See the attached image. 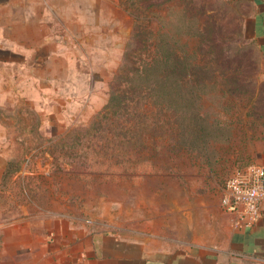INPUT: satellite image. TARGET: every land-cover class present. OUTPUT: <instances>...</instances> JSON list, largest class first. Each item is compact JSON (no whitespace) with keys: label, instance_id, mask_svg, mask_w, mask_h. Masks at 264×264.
<instances>
[{"label":"rangeland","instance_id":"1","mask_svg":"<svg viewBox=\"0 0 264 264\" xmlns=\"http://www.w3.org/2000/svg\"><path fill=\"white\" fill-rule=\"evenodd\" d=\"M79 1L88 34L54 22L36 57L0 69V264H90L114 242L186 249L219 227L229 177L264 165V0ZM153 59L159 93L136 96ZM114 95L160 122L144 158L132 149L124 177L70 173L64 145L104 127Z\"/></svg>","mask_w":264,"mask_h":264},{"label":"crops","instance_id":"2","mask_svg":"<svg viewBox=\"0 0 264 264\" xmlns=\"http://www.w3.org/2000/svg\"><path fill=\"white\" fill-rule=\"evenodd\" d=\"M79 2L0 0V69L21 65L26 58L36 57L38 45L46 46L45 42L51 39L49 29L54 22L64 28L67 37L78 40L88 34L85 15L74 10ZM262 3L256 36L264 50ZM89 12L93 14L94 8ZM24 50H28L27 55L22 53ZM261 206V217L250 227L239 225L237 217L224 210L219 227L186 249L172 250L152 242L124 249L119 242H114L107 250L103 243L101 259L97 262L92 259L90 264H264V202ZM91 254L94 256V251Z\"/></svg>","mask_w":264,"mask_h":264},{"label":"trees","instance_id":"3","mask_svg":"<svg viewBox=\"0 0 264 264\" xmlns=\"http://www.w3.org/2000/svg\"><path fill=\"white\" fill-rule=\"evenodd\" d=\"M149 8V7H148ZM137 22V20H135ZM159 62L157 59L151 60L142 70V76L145 83H142L138 92L139 96L144 92L149 95L159 93L157 87L159 75ZM149 97V96H148ZM137 97L112 96L111 102L114 108L119 110L125 103H134L135 107L128 112H112V117L108 118L104 127H98L97 123H92L90 130H85V134L80 136L75 133V140L64 145L61 153L62 163L69 165L70 173H90L101 174L111 177L119 175L124 177L130 173L131 150L137 148L135 156L140 160L144 158V150L141 144H145L148 135L147 132L155 134L159 127L157 116L146 119V107H143L142 101L146 99ZM144 136V137H143ZM140 163V161H138Z\"/></svg>","mask_w":264,"mask_h":264},{"label":"built area","instance_id":"4","mask_svg":"<svg viewBox=\"0 0 264 264\" xmlns=\"http://www.w3.org/2000/svg\"><path fill=\"white\" fill-rule=\"evenodd\" d=\"M263 202L264 165H249L226 181L223 209L235 215L239 225L250 227L257 223L261 217Z\"/></svg>","mask_w":264,"mask_h":264}]
</instances>
